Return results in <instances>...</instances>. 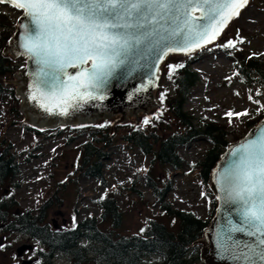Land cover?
I'll return each instance as SVG.
<instances>
[{"label": "snow or ice", "instance_id": "6c2138e0", "mask_svg": "<svg viewBox=\"0 0 264 264\" xmlns=\"http://www.w3.org/2000/svg\"><path fill=\"white\" fill-rule=\"evenodd\" d=\"M3 2L28 19L20 24L19 47L35 65L29 99L47 112L68 115L82 103L105 99L103 90L118 69L124 68L130 75L144 60L141 67L158 71V63L149 64V58L159 62L169 52L191 55L211 44L240 16L249 0H0ZM236 44L228 40L219 47L235 49ZM183 67L168 65L169 79ZM164 98L162 93L161 100ZM224 115L232 124L234 118L250 113L229 110ZM150 122V117L143 120L144 125ZM226 156L227 165H218L215 177L222 194L218 199L228 212L226 224L216 233L218 254L235 264H264V126L231 146Z\"/></svg>", "mask_w": 264, "mask_h": 264}, {"label": "rangeland", "instance_id": "374dc122", "mask_svg": "<svg viewBox=\"0 0 264 264\" xmlns=\"http://www.w3.org/2000/svg\"><path fill=\"white\" fill-rule=\"evenodd\" d=\"M0 8L14 20L22 14V11L10 6ZM228 40L242 41L239 47L246 56L256 53L254 57L264 58V0H249L248 5L241 10L240 16L229 23L217 42L191 55L171 54L168 59L175 61L189 58L191 66L201 76L200 83L193 88L186 103V110L193 113L197 120L205 116L209 121L222 125L230 133L229 140L235 141L237 137L241 138L248 132L250 127H246V124L250 120H253L255 125L262 119L260 117L264 114V109H261L260 105H264V80L245 82L241 79L233 56L229 55L228 49L219 47ZM18 59L24 66L26 59ZM14 78L15 74L11 79ZM5 87L8 90L0 94V140L5 138L7 143H13L12 150L22 162V171L17 177L20 187L13 190L8 184L0 186V198H8L10 194L16 193L20 208H37L47 198L53 197L55 205L48 213L49 222L53 224V220H56L61 226H72L73 217L75 222L86 217L99 218L103 210L95 199L105 193H112L125 211L122 226L115 228L117 235L118 231L121 235L142 234L141 229H144L143 225L149 218L175 227L176 223H172L176 220L163 212L162 204L156 200L153 188L147 185L145 173L150 164L149 156L133 145L119 144L113 149V158L106 162L107 180L104 183L95 178H77V166L81 162V143L87 140V136L78 135L77 131L68 127L60 132L41 129L43 134L27 130L23 125L28 123L25 122L21 111L20 94L16 92V87L9 83L5 82ZM15 95L19 99L15 98ZM254 101H259V104ZM17 109H20V115ZM245 109L250 115L240 119L234 118L233 123L229 124L224 115L227 111L240 112ZM152 110L154 108L149 113ZM145 114L142 112L138 117L133 114L129 118L115 121L114 124H138ZM103 121L104 118H99L95 124ZM107 121L113 122V117ZM127 128L128 126L120 131ZM70 136H74V139L68 143ZM209 148L211 144L207 138L199 137L180 150L186 161L183 168L156 165L153 173L160 185L163 182L166 183L165 187L168 185L166 201L170 202L173 210H192L197 216L211 220L216 208V195L210 185L211 178L204 181L199 176L197 166ZM102 228L107 230L106 224H103ZM7 243L10 245L6 251L12 252V261L21 241L9 240ZM191 246L192 251L200 256L202 242L194 241ZM151 260L147 259L146 262ZM57 264L69 262L61 259L57 260Z\"/></svg>", "mask_w": 264, "mask_h": 264}, {"label": "trees", "instance_id": "16d2710c", "mask_svg": "<svg viewBox=\"0 0 264 264\" xmlns=\"http://www.w3.org/2000/svg\"><path fill=\"white\" fill-rule=\"evenodd\" d=\"M3 7V5H0ZM16 29V22L9 13L0 8V94L5 93L6 79L14 77L16 71L24 66L19 59L5 53L11 37ZM237 41L235 49H228L237 68V73L245 82L258 79L264 80V58L246 56ZM251 57V58H249ZM170 64H183L169 79ZM163 84L156 92L160 107L142 116L140 123H126L115 125L103 121L91 126L71 128L78 135L87 136L81 144V162L77 166L76 177L100 179L106 178V162L113 158L114 148L119 144L133 145L143 154L150 157V164L146 169L148 186L153 188L156 200L162 204L163 212L175 219V227L149 218L143 225L142 234L135 236L121 235L115 228L122 226L125 211L115 194L105 193L102 198L95 199L103 212L100 217L85 218L74 229L67 231H45L38 235L43 241H48L53 250L61 253H85L86 247L78 246L80 229L89 231L90 253L96 254L97 261L92 264H141L149 256H159L158 260L148 264H199L200 257L192 251V243L204 236V230L210 223V218L197 216L192 210H173L170 202L166 201L168 185H160L153 173L156 165L181 169L186 165L180 150L199 137H206L211 144L204 158L197 163L199 176L207 181L220 160L225 148L229 145L230 133L225 127L215 121H209L205 116L198 120L193 113L186 110V103L193 88L201 81V76L191 64L189 58L178 60L167 59L163 64ZM165 94L163 101L161 94ZM15 98L19 99L18 97ZM20 115V109H17ZM157 115L159 118L157 119ZM264 114L260 118H263ZM145 117L151 122L143 124ZM250 120L246 127L254 126ZM25 128L35 134H43L29 124ZM100 125H104L100 127ZM128 126L124 131L120 129ZM60 132V130H58ZM237 137L235 140L239 139ZM70 136L68 143L73 141ZM13 143L6 139L0 140V186L8 184L13 190L20 187L17 177L22 171V162L16 152L12 150ZM76 179V178H75ZM55 205L53 197L43 201L39 208H20L16 193L0 198V228L2 231L38 230L43 232L48 213ZM217 206V201L215 200ZM216 210V208H215ZM215 211L213 212L214 216ZM172 219V220H173ZM106 224L107 230L102 228ZM174 225V223H172ZM93 260V258L91 259Z\"/></svg>", "mask_w": 264, "mask_h": 264}, {"label": "water", "instance_id": "95a60500", "mask_svg": "<svg viewBox=\"0 0 264 264\" xmlns=\"http://www.w3.org/2000/svg\"><path fill=\"white\" fill-rule=\"evenodd\" d=\"M0 4L13 7L12 4L7 2ZM22 23H28V19L24 17L23 12L16 21L15 32L10 39L11 43L9 41L8 46L5 48V53H11L14 58L24 57L26 59V65L22 70L15 74L14 79H6V83L16 87V92L20 94L21 111L24 114L25 122L39 129L54 130L59 127L77 126L83 123L90 125L95 123L97 119L103 117H113L112 123H115V121L124 119L125 117L129 118L133 114L138 117L141 112L148 113L152 108L159 106L156 98V90L159 86L163 63L171 54H185L183 52H169L159 62H156L154 57L149 58V64L158 63V71L155 68L149 69L141 67L140 65L145 63L144 60H140L139 65L136 66V70L130 75L124 68L118 69L103 90L102 94L105 96V99L82 103L81 107L70 109L68 115H61L58 111L50 113L41 108L36 101L29 99L30 85L32 83L31 73L35 70V65L26 55L21 54L23 53V49L19 47V34L22 31L20 28V24ZM227 27L224 29L223 33ZM222 34L213 42H216ZM198 50L199 49L196 51ZM74 71L76 70L69 69V72ZM153 73H155V75H153ZM137 89L142 90L137 91ZM128 111L132 114L126 116ZM118 113H122L125 117H121ZM258 126H264V118L253 126L245 136L229 144L211 173L210 185L216 195L218 205L210 224L205 228L204 238L196 241L202 242L203 244L200 253V264H235L233 261L222 259L218 254L216 233L226 224L225 217L228 215V212L223 201L218 199L222 194L215 182V177L218 170L217 166L219 165L223 168L227 165L228 157L226 156V153L229 152L230 147L237 146L246 136L249 135L250 132L254 133ZM218 209L220 211H218ZM232 218L233 220H236L234 214L232 215ZM26 247L27 246H21L19 252L25 250Z\"/></svg>", "mask_w": 264, "mask_h": 264}, {"label": "flooded vegetation", "instance_id": "af4514ba", "mask_svg": "<svg viewBox=\"0 0 264 264\" xmlns=\"http://www.w3.org/2000/svg\"><path fill=\"white\" fill-rule=\"evenodd\" d=\"M55 225L51 224L48 220V217L43 222L46 224V228L43 232L38 230L26 231L22 229L21 231L9 232L2 231L0 228V264H57V260L63 259L68 261L69 264H92L96 262L97 255L90 253V243L89 231L86 229H80L78 233V246L86 247V252L70 254V253H61L53 250L52 246L48 241H43L42 238L37 237L38 235L45 233V231H67L74 229L72 226H61L56 220H53ZM81 222V221H79ZM75 224V223H74ZM9 240H20L21 244L17 247L14 259L11 261L12 252L6 251L10 243H7ZM5 241V242H4ZM27 246L25 250L19 252V247ZM13 250V249H12ZM65 254V255H64ZM65 258V259H64ZM93 258V260H91ZM10 260V261H9ZM7 261V263H6ZM145 259L141 261V264H148Z\"/></svg>", "mask_w": 264, "mask_h": 264}]
</instances>
